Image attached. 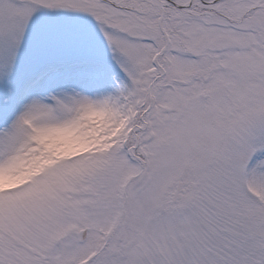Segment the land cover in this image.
Returning a JSON list of instances; mask_svg holds the SVG:
<instances>
[{
    "label": "snow or ice",
    "instance_id": "obj_1",
    "mask_svg": "<svg viewBox=\"0 0 264 264\" xmlns=\"http://www.w3.org/2000/svg\"><path fill=\"white\" fill-rule=\"evenodd\" d=\"M0 264H264V0H0Z\"/></svg>",
    "mask_w": 264,
    "mask_h": 264
}]
</instances>
